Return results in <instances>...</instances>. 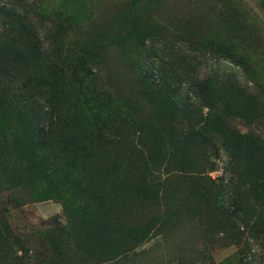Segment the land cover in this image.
<instances>
[{"label": "rangeland", "instance_id": "1", "mask_svg": "<svg viewBox=\"0 0 264 264\" xmlns=\"http://www.w3.org/2000/svg\"><path fill=\"white\" fill-rule=\"evenodd\" d=\"M40 1L0 0V264H264L261 200L228 186L264 167L259 64L209 43L227 30L187 0H159L153 27L133 0ZM242 1L264 33V0Z\"/></svg>", "mask_w": 264, "mask_h": 264}, {"label": "trees", "instance_id": "2", "mask_svg": "<svg viewBox=\"0 0 264 264\" xmlns=\"http://www.w3.org/2000/svg\"><path fill=\"white\" fill-rule=\"evenodd\" d=\"M55 0H41L39 4L34 5L37 10L42 12L48 11L55 8ZM190 4L192 3V9L195 14L193 19L196 22L203 23V26L211 25L215 23L216 25L221 24L225 36L224 42H221V39L215 41H208L213 45H219L222 43V48L228 50L233 58L236 59V62L244 67L246 71L251 72L253 66L259 64L260 66V75L256 86L258 89L264 93V33L256 31V26L249 20V13L244 7L242 0H187ZM159 0H133L129 3L128 8L133 18H137V15L140 16L138 19L142 18L153 27L156 24H170L165 13L161 12L160 8L157 6ZM54 4V6H53ZM53 6V7H52ZM164 6V5H163ZM10 30V25L8 21L4 26V33L7 34ZM231 37V38H228ZM254 55H260L259 58H255ZM254 56V57H253ZM81 60V58L79 59ZM66 62L70 64L73 62L72 57L65 58L60 65H65ZM67 68L69 67L66 65ZM78 65L76 66L77 69ZM71 67H69L70 69ZM248 73V74H249ZM87 75H91V72H87ZM72 75V77L70 76ZM250 78H252L250 76ZM74 81L77 85H80V79L76 75V71L70 72L69 75L63 77V88L67 89V92H72L74 87L71 86V81ZM254 81V80H253ZM234 82H236L234 80ZM82 84V83H81ZM164 91L172 92L170 86H165ZM174 94V93H173ZM199 96V97H198ZM176 99L175 95H173ZM197 98H200V94L197 95ZM219 102V99H217ZM221 100V99H220ZM211 99V104H212ZM211 104H209L211 106ZM87 106L89 104H86ZM209 105H206L209 107ZM224 110L229 111V107L225 103H220ZM213 108V107H212ZM218 117H216L217 119ZM62 120V119H60ZM64 124V123H63ZM63 124H55L56 127H63ZM71 122L67 121V126L64 128V131H70ZM200 135H202L200 133ZM233 156V155H232ZM229 155V157H232ZM3 158V154L0 152V159ZM35 163L37 164L40 157H37ZM257 163L254 164L251 168H236L233 170L234 176L231 178V183L228 185L230 187V196L235 198L241 194L251 200H261L260 205L263 206L264 210V167H257ZM209 164V163H208ZM184 166V165H181ZM204 164L201 163L200 166H197L193 173L190 174V178L193 179L202 191L207 193L214 192L215 188L219 191L222 188L220 185L217 186L214 183V180L210 176H204L203 173ZM210 170H213L210 168ZM213 196V194H212ZM204 220L208 221L210 224H221L223 219L220 218L215 208L204 206ZM217 208V207H216ZM224 210V207L222 208ZM234 223V219H232ZM247 226V225H246Z\"/></svg>", "mask_w": 264, "mask_h": 264}]
</instances>
